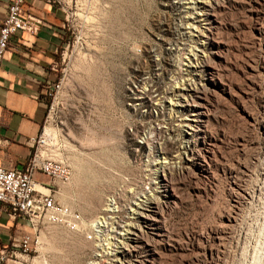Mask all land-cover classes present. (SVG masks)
<instances>
[{
  "label": "rangeland",
  "instance_id": "obj_1",
  "mask_svg": "<svg viewBox=\"0 0 264 264\" xmlns=\"http://www.w3.org/2000/svg\"><path fill=\"white\" fill-rule=\"evenodd\" d=\"M196 1L102 0L106 5L87 19L81 10L70 17L68 38H80L58 64L62 87L55 97L46 95L41 127H62L64 142L54 156L74 167L72 181L60 183L58 198L87 218L108 216L112 212L103 201L111 193V166L136 174L155 161L166 176L161 206L118 204L113 218H105L102 241L112 240L114 230L121 233L115 235L116 254H101L97 264H249L254 251L264 264V197H244V190L264 179V0ZM203 3L212 14L209 28L197 15ZM66 12L68 27V7ZM203 37L213 38L208 59L218 75L205 143L200 137L191 144L197 128L187 135L186 116L163 128L154 138L159 146L139 142L149 126L132 125L133 132L124 126L127 74H147L140 83L150 81L160 70L151 60L156 56L180 80L178 61ZM176 113L180 117L184 110ZM190 151L193 161L185 159ZM136 189L131 194L141 195ZM116 193L130 192L121 187ZM93 253L81 233L48 229L35 264H86Z\"/></svg>",
  "mask_w": 264,
  "mask_h": 264
},
{
  "label": "built area",
  "instance_id": "obj_2",
  "mask_svg": "<svg viewBox=\"0 0 264 264\" xmlns=\"http://www.w3.org/2000/svg\"><path fill=\"white\" fill-rule=\"evenodd\" d=\"M47 1L57 4L63 10L65 20L68 7V28L73 27L70 17L76 14L75 10H81L83 19H87L88 14L94 15L97 10H101L102 5H106L102 0ZM25 3L26 0H8L5 15L0 22V66L14 34L22 30L36 31L39 23L43 21L40 16L26 9ZM95 27L90 26L91 29ZM79 38L80 34L75 33L73 39L68 38V41L62 43L58 49V58L54 68L59 70L58 64L65 58V49L67 46L73 49ZM212 41L213 38H195L196 44L193 52L189 53V57L186 58L187 55H185V59L178 61L177 65L182 75L180 80L174 78L165 66H160L159 58L156 56L151 60L155 64L154 69L160 68V70L153 71L154 75L150 81L143 80L140 83V79L146 77L147 74L137 77L133 70L127 74L124 86L126 100L123 103L124 126L129 132H133L132 125L149 126V129L143 128L139 133V142L148 144L151 141L154 146H159L154 138L162 134L163 128L168 123H172L176 118L179 121L174 122L179 123L181 117L192 116L190 114L195 113L194 122L197 132L191 136L190 141L193 144L202 137V142L205 143L204 130L212 104L210 96L218 83L216 67L208 59V55L213 50V48L209 49L208 45L213 44ZM165 47L169 48V45ZM166 59V63L174 64L173 59L170 60L168 57ZM187 60L190 66L184 68L182 62ZM60 69L62 70V67ZM163 70L165 75L160 74ZM62 80L63 76H58L49 81L46 85V94L55 97L61 90ZM171 96L175 98L174 101L170 99ZM194 109L196 112H193ZM177 110H184V114L177 117ZM54 125L56 127L54 132L43 127L38 134L27 139L26 142L30 145L31 152L24 165L5 167L0 164V212H6L13 218L21 214L29 226L28 231L13 235L6 246L0 247V261L5 264H35L36 257L40 254L42 235L44 230L48 229L81 233L93 244V259L87 260L86 264H97L101 259V254H116L118 238L115 235L121 232L114 230L115 235L110 236L112 240L107 242L102 239L106 236L105 218L108 216L113 218L118 204L135 202L136 205L146 207L162 205V195L167 189L165 167L158 166L154 163L155 161L152 162L154 167H141L136 174L132 172L121 174L117 167H110L111 193L105 195L103 201L112 212L108 216L100 212L93 218H87L74 205L61 201L57 195L60 183L72 181L74 167L70 161L67 163L54 156L55 149L63 144L65 138L62 127L57 123ZM157 127L159 131H156ZM192 153L190 151L185 159L193 161ZM161 157L160 159L163 160L165 156ZM144 158L146 160L144 164H149L147 154ZM38 171L46 174L48 180L42 182L36 180L35 174ZM121 187L130 193L124 197L119 196L116 192ZM136 188L142 191L141 195L131 194L132 190L133 192L137 190Z\"/></svg>",
  "mask_w": 264,
  "mask_h": 264
},
{
  "label": "crops",
  "instance_id": "obj_3",
  "mask_svg": "<svg viewBox=\"0 0 264 264\" xmlns=\"http://www.w3.org/2000/svg\"><path fill=\"white\" fill-rule=\"evenodd\" d=\"M8 0H0V22ZM26 9L43 20L36 31H18L11 38L0 66V164L22 166L31 147L26 142L39 133L47 108L46 85L57 78L58 49L68 39L65 15L47 0H26ZM36 180L47 181L43 172ZM59 197V196H58ZM29 230L25 218L0 212V247L13 235ZM0 264H5L0 261Z\"/></svg>",
  "mask_w": 264,
  "mask_h": 264
},
{
  "label": "bare ground",
  "instance_id": "obj_4",
  "mask_svg": "<svg viewBox=\"0 0 264 264\" xmlns=\"http://www.w3.org/2000/svg\"><path fill=\"white\" fill-rule=\"evenodd\" d=\"M180 1V0H179ZM189 1V0H188ZM209 1V0H208ZM213 1V0H212ZM191 2V1H190ZM204 2H206V1H204ZM180 3V2H179ZM196 3L198 4V3H202V2H200L199 0H197L196 1ZM211 3V2H210ZM184 4V3H183ZM191 4V3H190ZM204 4V3H203ZM205 5V6H204ZM203 5V7H202V10H200L199 12H197V15L198 16H200V18H201V20H203V26H205V27H210L211 25H210V23H212L211 21H210V19H211V11H210V8H209V6L208 7H206L207 6V4L205 3ZM181 6V5H180ZM197 6V5H196ZM190 7V6H189ZM186 8V7H185ZM188 8V7H187ZM193 8V7H192ZM198 8V7H197ZM185 10V9H184ZM188 14V13H187ZM187 16V15H186ZM196 16V15H195ZM186 20V19H185ZM188 23V22H187ZM189 24V23H188ZM194 24H195V22H194ZM192 26V25H191ZM200 26V25H199ZM183 27V26H182ZM189 27V26H188ZM194 27V26H193ZM201 27V26H200ZM189 29V28H188ZM184 30V29H183ZM187 30V29H186ZM196 30V29H195ZM200 30V29H199ZM207 31V30H206ZM185 32V31H184ZM196 32V31H195ZM209 32V31H208ZM192 33V32H191ZM197 33V32H196ZM183 34V33H182ZM193 35V34H192ZM202 35V34H201ZM185 43V42H184ZM182 57H184V56H182ZM187 65V64H186ZM187 66H190V65H187ZM196 109H194L193 110V112H196L195 111ZM195 113H191L190 115H192V116H184L187 120H188V122H186V124H184V128H186L185 129V132L187 133V135L188 134H191V130L194 128V124H195V122H194V115ZM183 117V118H184ZM181 121V120H180ZM182 122V121H181ZM180 122V123H181ZM182 125V124H181ZM178 127H180V126H178ZM183 128V129H184ZM156 129H159L158 127L156 128ZM196 129V128H195ZM151 135V133L148 135V137ZM184 139V138H183ZM207 147V146H206ZM158 160V159H157ZM158 162V161H157ZM164 162V161H163ZM165 163V162H164ZM166 164V163H165ZM250 189V188H249ZM166 194V193H165ZM255 194L257 195V199H258V197H261L262 195V197H264V179L263 180H261L260 182H258L252 189H250V191H248V190H244V197H245V199H253L254 198V196H255ZM256 198V197H255ZM261 199V198H260ZM264 200V199H263ZM137 213V212H136ZM143 215V214H142ZM136 218V217H135ZM139 230V229H138ZM264 230V229H263ZM259 235H261V234H259ZM122 245V244H121ZM118 246V245H117ZM119 247H120V245H119ZM125 247V246H124ZM262 247V246H261ZM263 248V247H262ZM120 250V249H119ZM254 251V250H253ZM259 251H260V249H259ZM256 251H254V254H253V256L251 257L252 259V261L249 263V264H259V262H260V259H261V255L259 254V252H256ZM262 252V251H261Z\"/></svg>",
  "mask_w": 264,
  "mask_h": 264
}]
</instances>
